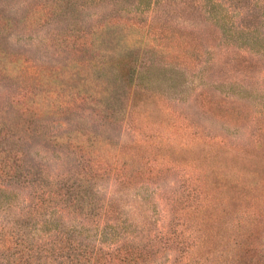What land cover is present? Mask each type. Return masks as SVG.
Returning a JSON list of instances; mask_svg holds the SVG:
<instances>
[{
	"label": "rangeland",
	"instance_id": "1",
	"mask_svg": "<svg viewBox=\"0 0 264 264\" xmlns=\"http://www.w3.org/2000/svg\"><path fill=\"white\" fill-rule=\"evenodd\" d=\"M90 34L150 60L115 125L76 64L102 53ZM0 53V123L13 132L0 143L21 165L11 178L0 157V264H67L70 243L97 253L90 264H264V0H0ZM42 65L61 74L40 122ZM81 93L91 100L57 109ZM79 126L99 132L84 151L93 211L63 204L77 160L47 138Z\"/></svg>",
	"mask_w": 264,
	"mask_h": 264
},
{
	"label": "trees",
	"instance_id": "2",
	"mask_svg": "<svg viewBox=\"0 0 264 264\" xmlns=\"http://www.w3.org/2000/svg\"><path fill=\"white\" fill-rule=\"evenodd\" d=\"M106 28L107 25H103L99 32L104 31ZM95 30L98 31V28H96ZM90 36L91 37L88 41V46L93 51H98L99 49H97V47L104 44V42L98 41V38L96 39L91 34ZM118 41L119 43H121L120 40ZM82 46H85V43H83ZM73 48L75 49L76 47ZM81 48L76 49L75 51H80ZM99 51L102 52L100 53L99 58H92L91 60L89 59L90 61H86L85 59L83 61H76V64H80L79 67L86 70L88 67L90 68L89 71L87 70L88 73L86 74L84 80L85 83H93L95 81L99 86L98 95H101V97L94 103L95 106L99 108V111L97 112L101 114L102 118L105 121L109 120V124L112 123L113 125H115L116 123L122 122V120L126 118L131 105L136 75L139 74L141 67L150 69L151 66L146 65L150 62V60L143 56L141 49L129 46H126L123 49H119L117 51H110L109 53H107L103 49H100ZM2 54L3 53H0V56H2ZM67 66L68 65H61V68H59V70H62ZM37 72V76L39 77H37L36 91L38 90V92L34 96L45 93V95L41 99V102L38 103V107L36 110L37 118L40 122H42L43 117L46 113L44 111L45 107L51 108L54 104L52 97L49 95L51 80L53 79V77H55V75H59L61 73L56 69L53 70V68L45 65L38 66ZM96 72L98 74H96ZM64 86V83L60 85L61 88H64ZM89 96L90 95L81 93L77 95L74 100L66 103H61L59 107H57V109L60 112H74L80 107L82 102L84 103L91 100ZM81 118L85 124L88 123V121L85 120L84 117ZM81 126L75 129L52 132L48 135L47 131L40 133L42 134V136L47 135V138L50 139V141H61L63 144H67L68 147L64 146L63 150L68 151L67 154H72L77 160L75 170L70 169L65 174V177L74 176L76 181L74 179V184H72L68 188L69 190L67 191V193L60 192L63 197V204L70 209L80 208L81 210L93 211L95 208V203L93 199H90L94 197L96 191V178L94 177V175H92V173H90V171L92 170V168L96 169L97 165H95L94 162H86L84 151L88 148V144L92 145L94 143V141L98 137L99 132H91L87 127ZM8 130L13 135L11 129ZM8 130L6 129V131H4V128L0 123V135H4V137L2 135V138L5 139V135H8ZM16 153H18L17 150L13 151L12 149H8L5 147V145L0 143V157L3 158V162L5 163V171L11 178H15L18 176V170L21 166L17 162L20 160L18 159ZM79 153L81 154L79 155ZM87 161H89V159H87ZM77 165H80L81 169L76 170ZM29 184L31 185L30 182ZM32 184L36 187V189H43L46 187V184L40 180ZM0 191L4 192L5 190L3 188H0ZM15 222H10L9 224ZM5 225H8V223ZM20 225L25 224L22 223ZM8 226H10L12 229L17 228L12 227V224ZM19 231L20 230H18V232ZM20 236L25 239L23 232L20 234ZM68 250L69 255L67 256V258L69 260V263L67 264H90L89 262L96 263V260L98 259L95 257V254L97 253L91 252L88 246H78L75 245V243H70ZM231 261L233 264H237L239 262V257L237 256V254L232 257Z\"/></svg>",
	"mask_w": 264,
	"mask_h": 264
}]
</instances>
